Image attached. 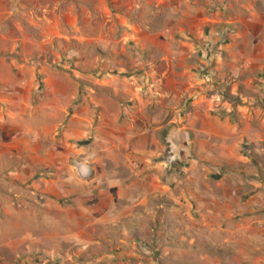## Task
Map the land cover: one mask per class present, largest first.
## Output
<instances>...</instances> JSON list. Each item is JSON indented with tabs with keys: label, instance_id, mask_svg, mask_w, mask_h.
I'll use <instances>...</instances> for the list:
<instances>
[{
	"label": "rangeland",
	"instance_id": "1",
	"mask_svg": "<svg viewBox=\"0 0 264 264\" xmlns=\"http://www.w3.org/2000/svg\"><path fill=\"white\" fill-rule=\"evenodd\" d=\"M214 1L203 37L193 38L195 50L185 54L138 45L134 27L155 23L164 12L161 0H0V264L199 262L191 245L176 243L192 231L193 216L178 211L173 218L168 188L115 199L81 193L74 171L85 178L94 171L74 150H89L93 135L75 140L64 128L75 111L89 115L91 94L111 95L101 85L110 76L154 74L162 81L151 86L152 102L170 110L161 117L162 149L153 162L163 166L155 167L163 184L175 191L170 175L179 158L184 178L185 162L197 158L201 145L202 152H217L197 132L215 115L251 125L240 152L264 173V0ZM171 78L183 80L184 95L173 99L163 85ZM179 130L186 132L174 134ZM189 139L198 144L183 149Z\"/></svg>",
	"mask_w": 264,
	"mask_h": 264
},
{
	"label": "crops",
	"instance_id": "2",
	"mask_svg": "<svg viewBox=\"0 0 264 264\" xmlns=\"http://www.w3.org/2000/svg\"><path fill=\"white\" fill-rule=\"evenodd\" d=\"M165 1L161 0L164 12L158 15L155 23L144 28L134 27L138 31L134 34L139 40L138 45L141 49L157 52L177 49L176 52L187 54L188 50H195L193 38L198 41L203 37L201 26L208 20L207 11L212 9L210 5L215 1L206 0L203 7L195 5L198 0H171L169 7ZM157 67L161 69L162 63ZM158 81L162 80L154 74L138 80L110 76L101 85L110 89L111 95L91 94L93 96L86 100L88 116L82 114V110L75 111L64 128L65 134L71 137L73 133L75 140L93 135L89 150H74L77 155H86L90 159L86 157L85 162L91 163L94 171L89 178L81 177L85 176L82 171L80 175L74 171L73 180L79 191L90 190L99 197L115 199L127 197L135 190L133 196H158L168 188L174 202L170 209L172 214L175 213L173 218H177L178 211L193 216L192 231L182 236L184 240L176 239V243L185 241L191 245L189 253L196 255L197 264H264V173L258 171V162L253 157L240 152L241 144L249 138L251 125L226 124L218 115L210 116L212 125L203 124L197 132L204 133L207 148L210 146L217 152H202L205 147L201 145L200 156L185 162L184 178H178L181 172L178 164L182 161L176 160L174 173L170 175V181L175 182L173 192L161 182L162 172L153 163L162 149L156 137L161 128V117L170 112L166 105L152 102L156 98L151 86ZM182 81L177 78L164 81L163 85L169 86L173 99L185 94ZM159 95V100L165 101V95ZM142 102L144 107L140 106ZM210 110L205 115H209ZM61 124L63 122L59 126ZM180 138L184 139L182 135ZM184 143L183 149L198 144L192 139ZM173 145L178 152L177 142ZM189 156L186 153L184 157L189 159ZM139 165L140 170H134ZM157 167L162 169L163 166ZM182 199L187 203L180 207Z\"/></svg>",
	"mask_w": 264,
	"mask_h": 264
}]
</instances>
